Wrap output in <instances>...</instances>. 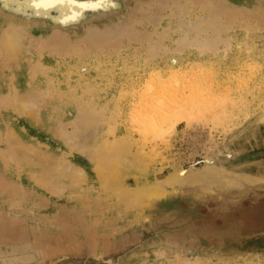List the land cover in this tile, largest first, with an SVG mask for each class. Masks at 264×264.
<instances>
[{"label": "rangeland", "instance_id": "1", "mask_svg": "<svg viewBox=\"0 0 264 264\" xmlns=\"http://www.w3.org/2000/svg\"><path fill=\"white\" fill-rule=\"evenodd\" d=\"M0 264H264V0H0Z\"/></svg>", "mask_w": 264, "mask_h": 264}, {"label": "bare ground", "instance_id": "2", "mask_svg": "<svg viewBox=\"0 0 264 264\" xmlns=\"http://www.w3.org/2000/svg\"><path fill=\"white\" fill-rule=\"evenodd\" d=\"M46 1L48 3H52L54 0H46ZM184 118L185 117H181V119L179 118V121H181ZM186 119H188V117H186ZM171 125L172 124L168 123V121H166V120H160L159 123L154 125V128L158 131L159 130L167 131L171 128ZM205 160H206L205 162L207 164L210 163V161H211V160H209V158L208 159L206 158ZM94 161L97 162L96 164H98V165H99L98 162H100L102 164L104 162L107 163V161H109L108 164L110 166H112V169L109 170L110 178H108V179L104 178L101 174V170H98V169L96 170V175H95L96 178L95 177L94 178L89 177V176L83 175L81 173L77 174V177H76L75 173H74V176L77 179L72 184V186H78L77 187L78 189L79 188L83 189V187H85L86 189H90L88 186H90L96 190L101 188V190L105 194H109L110 191H113V192H115L116 196H118L121 200L120 205L118 206L119 209H121L123 207L130 208L132 206L141 205L144 199H147V198L152 199L153 197L162 195L170 187L173 188L174 186H177V185H183L187 182H190L191 180H194V182H198V183L200 182L201 185L206 186V184L208 185L210 182H212V180L218 181L220 179L226 178L224 173H222L221 171H215V170L213 171L210 168L206 171H203V172L185 171L183 169H180V170H176L174 172L168 173V175L165 176L161 181H156L154 179H150L149 175L144 174V173H140V171H138L139 169L134 168L135 167L134 166L135 160L130 159V157L125 152H122V151L115 152V153H113V155H110L109 157H106V158H104V157L102 158V157H99L96 155V158L94 159ZM129 173L135 174V177H137L139 180L136 181V187L135 188L133 187V189H132L130 187L132 189V192L130 194H125V193L121 192L118 188L122 187V179L124 178V176L126 177V174H129ZM74 176H73V178H74ZM234 179H239V178L234 176ZM204 183H206V184H204ZM90 190H92V189H90ZM98 196H99V193H98ZM88 197H91V196H87L85 194H82V195H78L77 199L80 203L82 202L85 205V204H90L89 200H92V199H88ZM74 198H76V196ZM109 200H110V198H109ZM106 201L104 202V204H106L105 206H107V204L109 205V203H110V202L108 203L107 199H106ZM92 203L93 202H91V204ZM111 204H112V202L110 203V205ZM88 206L91 207L90 205H88ZM92 206L94 208H99L103 205L93 203ZM189 261L188 260H182V262H185V263H189Z\"/></svg>", "mask_w": 264, "mask_h": 264}, {"label": "snow or ice", "instance_id": "3", "mask_svg": "<svg viewBox=\"0 0 264 264\" xmlns=\"http://www.w3.org/2000/svg\"><path fill=\"white\" fill-rule=\"evenodd\" d=\"M37 7L41 6V0H34ZM92 5L82 4L81 7H91Z\"/></svg>", "mask_w": 264, "mask_h": 264}]
</instances>
